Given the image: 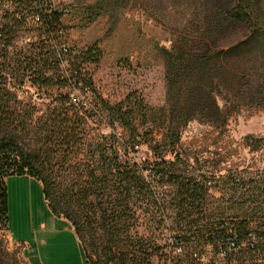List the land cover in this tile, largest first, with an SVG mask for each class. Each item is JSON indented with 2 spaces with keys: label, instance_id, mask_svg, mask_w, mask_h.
I'll list each match as a JSON object with an SVG mask.
<instances>
[{
  "label": "rangeland",
  "instance_id": "1",
  "mask_svg": "<svg viewBox=\"0 0 264 264\" xmlns=\"http://www.w3.org/2000/svg\"><path fill=\"white\" fill-rule=\"evenodd\" d=\"M223 2L224 0H52V8L63 12L61 25L57 28V50L61 46L69 48V54L65 55L66 52L60 51L62 57H65L63 61L54 59L56 65L53 66V71L60 69V74L69 80L58 81L54 87L45 89L33 85L30 75L17 70L13 64L9 65V68H13L10 71L4 66L0 67V75L6 74L8 77L6 88L11 93V106L32 121L24 142L25 148L40 158H48L47 150L54 148L53 142L38 135L34 137L33 133L47 128L57 118H67L69 126L77 128V131L83 130L85 136L80 149L76 151L75 160L86 159L90 164L92 157L98 152L97 145L100 144L103 148L109 146L113 133L117 132L120 138L130 135L131 132L120 122H112L110 111L106 109L107 104L115 106L122 103L124 110L133 112L132 123L144 136L132 156L139 161H159L161 158L171 161L177 164L176 169L181 178L209 186L206 188L209 194L203 203L204 213L202 216L192 214L190 218H202L203 215L209 217L211 212L216 214L218 206L227 207L231 204V196L235 197L233 201H237L232 207L237 206L243 199L239 197L240 192L234 194L231 189L233 180H253L256 183L251 186L260 187L264 182V85L255 90L256 93L262 90L261 95L256 94L255 104H240L233 109L225 125L199 119L175 121L179 125L176 123L173 126L178 125L175 131L180 140L173 145L172 140L166 139L171 128L168 126L173 124L174 117L170 112L173 107L170 105L169 80L166 76V50H172L176 43L180 44L177 41L189 35L209 7L215 8ZM3 10L0 7V23ZM255 11L256 18L264 29V0H261ZM27 43H30L28 38L20 40L18 50L27 49ZM92 46H97L101 55L98 61H82L83 76L92 86L89 90L82 87L83 81L76 83L71 79L73 73L68 59L71 52V56H81L82 51ZM256 47L264 49V37L257 40ZM11 50L12 53L17 51L16 48ZM2 62L4 59L0 57V64ZM263 63L264 55H260V65H257L260 84H264V71L261 70V67L264 68ZM215 93L219 104L226 111L229 106L227 97L217 90ZM64 150L59 148L57 156L70 172L71 167L78 165L73 161L72 154ZM160 151H166L164 157L158 156L157 152ZM64 171L61 167V173L66 174ZM7 187L9 232L0 231V247L8 252L9 264H24L23 261L30 264L24 255V248L30 253L34 247L42 254L45 264H73L76 258L82 264L81 246L75 242V235L68 231L69 228H65L69 224L50 211L41 182L29 175H11L7 179ZM164 188L168 191L160 192L161 197L166 203H171L166 209L151 206L145 210L138 225L139 230L145 234L144 243L150 246L153 264H191L193 261L185 256H178L174 247L177 242L175 237L182 232L179 231V226L173 224L177 218L186 217V214L181 215L175 199L171 200L175 196V187L164 184L160 191H164ZM196 202L203 200L197 199ZM245 207L240 205L239 209L230 208L233 210L225 216L205 218L201 223L210 224L224 218H235L244 227L254 222L261 230L264 229V215L260 212H252L250 218L237 217L245 213L242 210ZM51 229H62L64 234L61 238L50 235L47 242L41 244V240L51 234ZM190 234L194 236L195 232L191 231ZM191 246L193 245L189 248ZM17 249L19 251L14 253ZM263 255L264 252L256 255L246 252L240 256L238 263H252ZM91 261L94 264H107L98 255L91 258Z\"/></svg>",
  "mask_w": 264,
  "mask_h": 264
},
{
  "label": "trees",
  "instance_id": "2",
  "mask_svg": "<svg viewBox=\"0 0 264 264\" xmlns=\"http://www.w3.org/2000/svg\"><path fill=\"white\" fill-rule=\"evenodd\" d=\"M260 3L261 0H224L215 8L209 7L189 35L177 41L181 43L174 44L172 50H166V76L173 107L170 112L174 115L166 139L172 140L173 145L180 140L175 131L179 124L175 121L199 119L225 125L233 109L240 104L254 105L256 94H262V90L255 92L264 85L259 83L261 77L258 75V58L264 55V49L256 47L257 40L264 37L263 26L258 22L255 11ZM0 7L4 9L0 23V57L4 62L0 67L10 71L13 68L9 65L13 64L25 75L28 73L32 84L40 88L49 89L58 81H68L69 78L60 74V69L53 71L54 59L63 61L65 57L60 51L66 55L69 48L61 46L57 50V28L61 25L63 12L52 8V0H0ZM23 38H28L30 43H27V49L19 51L17 44ZM13 48L17 49L16 53H12ZM71 54L68 59L73 73L71 79L76 83L83 81L82 87L91 90V82L83 76L82 61H98L101 50L92 46L82 51L81 56ZM7 82L6 74H1L0 231L9 232L7 179L11 175H29L41 182L51 212L72 223L91 264L95 263L91 261L95 255L107 264H153L150 246L144 243L145 234L138 225L142 214L151 206L168 208L171 202L166 203L160 193L168 191L167 188L160 191L164 184L175 187V196L171 200L175 199L181 215L186 214L173 224L182 232L175 237L174 247L182 246L186 259H189L186 253L189 246L203 242L215 229L216 221L201 223L205 218L225 216L234 208L239 209L240 205L246 206L242 209L245 213L237 217L250 218L255 211L264 215V182L262 187L251 186L256 182L236 178L231 189L234 194L240 192L239 197L243 199L237 206L232 207L237 201H233L235 197L231 196V204L218 206L216 214L211 212L209 217L190 218L192 214L202 216L204 213L203 203L209 194V186L181 178L177 164L171 161L163 158L139 161L132 156L144 136L132 123L133 112L124 110L122 103L115 106L107 104L106 109L110 111L112 122H120L131 132L130 135L120 138L117 132L113 133L109 146L97 145L98 152L90 164L86 159L75 160L76 151L85 137L83 130L77 131V128L69 126L67 118L61 117L53 120L47 128L33 133L34 137L49 138L54 144V148L47 150L48 158H40L24 146L32 121L11 106ZM216 90L228 99L226 111L217 100ZM176 123L178 125L173 126ZM59 148L69 151L78 167H71L72 171L68 172L57 156ZM164 152H157L158 156L164 157ZM60 166L66 174L61 173ZM197 199L203 202H196ZM191 231L195 232L194 236ZM7 254L0 247V264H9Z\"/></svg>",
  "mask_w": 264,
  "mask_h": 264
},
{
  "label": "built area",
  "instance_id": "3",
  "mask_svg": "<svg viewBox=\"0 0 264 264\" xmlns=\"http://www.w3.org/2000/svg\"><path fill=\"white\" fill-rule=\"evenodd\" d=\"M214 231L201 243H194L186 251L191 264H239L243 253L264 252V229L252 222L244 227L235 218H224L216 221ZM178 256H184L182 246L175 248ZM250 261V260H248ZM239 262V263H238ZM245 264H264V255L255 262Z\"/></svg>",
  "mask_w": 264,
  "mask_h": 264
},
{
  "label": "crops",
  "instance_id": "4",
  "mask_svg": "<svg viewBox=\"0 0 264 264\" xmlns=\"http://www.w3.org/2000/svg\"><path fill=\"white\" fill-rule=\"evenodd\" d=\"M49 209H50V208H49ZM50 211H51V210H50ZM52 214H53V213H52ZM53 215H54V214H53ZM54 216L57 217L56 215H54ZM57 218H58V219H61V220H64L66 223L69 224V226H66L65 228H66V229L69 228L68 231H69L71 234L73 233V234L75 235V239H74L75 242H76L78 245L81 246V252H82V255H83V256H82V257H83V263H82V264H91V263L88 261V259L86 258V256H85V253H84V250H83L82 243H81V241H80L78 235L76 234V232H75V230H74V227H73L72 223H71L68 219L60 218V217H57ZM49 231H51V234H48V235L45 237V240H41V242H40L39 239H38V241H39L41 244H42V242L44 243V241L47 242V237L50 238V235H55V236L61 238L62 235L64 234L63 231H62V229H51V230H49ZM74 235H73V236H74ZM80 246H79V247H80ZM23 247H24V246H23ZM24 255H25V257L27 258V260L29 261L30 264H45V263H44V258H43V256H42V254L39 253V251L37 250L36 247L32 248V250L30 251V253H28V251L24 248ZM79 260H80V259L76 258V260H75V262H74L73 264H80ZM56 264H57V263H56Z\"/></svg>",
  "mask_w": 264,
  "mask_h": 264
}]
</instances>
